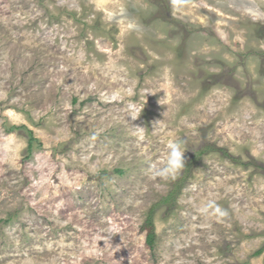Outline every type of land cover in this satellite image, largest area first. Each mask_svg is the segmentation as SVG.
<instances>
[{
    "label": "rangeland",
    "instance_id": "obj_1",
    "mask_svg": "<svg viewBox=\"0 0 264 264\" xmlns=\"http://www.w3.org/2000/svg\"><path fill=\"white\" fill-rule=\"evenodd\" d=\"M0 264H264V0H0Z\"/></svg>",
    "mask_w": 264,
    "mask_h": 264
},
{
    "label": "clouds",
    "instance_id": "obj_2",
    "mask_svg": "<svg viewBox=\"0 0 264 264\" xmlns=\"http://www.w3.org/2000/svg\"><path fill=\"white\" fill-rule=\"evenodd\" d=\"M164 99V98H163ZM161 99L159 103L163 100ZM142 113V112H141ZM141 113L132 115L131 119L133 121L137 120ZM158 121L157 123H159ZM140 132L144 128L139 126H133ZM185 149L183 147L182 141L169 140L166 144V152L161 158L151 161L148 165L147 172L151 176L160 177L163 179H168L169 177L174 178L176 174L185 167ZM204 213H209L211 215H216L219 217L227 216V211L222 209L214 201H209L203 208Z\"/></svg>",
    "mask_w": 264,
    "mask_h": 264
},
{
    "label": "trees",
    "instance_id": "obj_3",
    "mask_svg": "<svg viewBox=\"0 0 264 264\" xmlns=\"http://www.w3.org/2000/svg\"><path fill=\"white\" fill-rule=\"evenodd\" d=\"M28 131V137H29V148L28 151L31 153L34 148V142L36 141V138L34 137V133L32 130ZM221 151L224 153L223 156L227 158H232L229 152L226 149L220 148ZM201 157V154H198L197 160ZM235 161H239V159H234ZM186 170L183 176L178 180V182L174 183V189L169 193V195L164 198L163 202L157 204L154 206L148 213L147 219L144 223V225L141 228V231L146 232V245L154 249L156 246L157 236L155 232V224H154V215L156 213V208L161 206L162 204H176V200L178 199V196L181 192V189L183 187V184L186 182L187 179L190 178V173L192 171V168H194V159L188 161L185 164ZM262 253V251H259L257 255L259 256Z\"/></svg>",
    "mask_w": 264,
    "mask_h": 264
}]
</instances>
